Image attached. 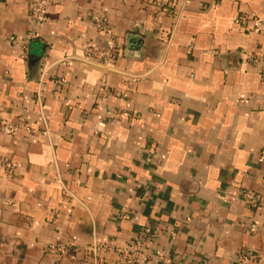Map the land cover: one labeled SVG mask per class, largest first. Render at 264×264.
<instances>
[{"label":"crops","instance_id":"obj_1","mask_svg":"<svg viewBox=\"0 0 264 264\" xmlns=\"http://www.w3.org/2000/svg\"><path fill=\"white\" fill-rule=\"evenodd\" d=\"M47 16L25 45L26 0H0V119L29 122L0 133V264H124L145 227L147 264H264V207L242 195L264 196V0H52ZM100 17L110 65L85 57Z\"/></svg>","mask_w":264,"mask_h":264},{"label":"built area","instance_id":"obj_2","mask_svg":"<svg viewBox=\"0 0 264 264\" xmlns=\"http://www.w3.org/2000/svg\"><path fill=\"white\" fill-rule=\"evenodd\" d=\"M28 5L29 17L32 22V28L29 30L28 34L23 38V42L26 45L28 42L41 37V27L44 25L48 19L47 10L50 7L52 0H26ZM176 0H173V3ZM163 11H168L169 7L167 5L161 8ZM253 20L254 29L258 30L263 21L252 15L240 13L234 18L235 23L243 25L248 28V21ZM96 24L101 31L107 36V40L104 45H88L85 48V57L88 59H97L99 62L110 65L117 57L119 51L121 50V44L119 38L115 34L114 27L108 22L104 17L96 19ZM11 41L16 43L18 38L12 36ZM29 128V122L27 119L21 115L18 117L16 122H8L5 119H0V133L15 134L20 128ZM4 165L6 166L7 173L12 174L14 171V165L11 161L6 160ZM243 198L248 203L252 209H257L264 207V196L253 189H246L243 191ZM251 231L257 229V224L254 222L249 226ZM173 236H176V232H171ZM156 238V232L151 227H145L142 229V235L135 238L134 242L127 246L122 247L118 250L120 259L124 264H147L150 259V248L153 245ZM54 250L55 248H51ZM77 250H85L79 247ZM103 248L101 246H93L87 249L88 252H100ZM258 256L257 252L253 249L244 250L240 253L239 258L241 260H251L256 259Z\"/></svg>","mask_w":264,"mask_h":264},{"label":"water","instance_id":"obj_3","mask_svg":"<svg viewBox=\"0 0 264 264\" xmlns=\"http://www.w3.org/2000/svg\"><path fill=\"white\" fill-rule=\"evenodd\" d=\"M144 44V38L142 36H139L135 33H129L127 35V50L130 52H136L139 51Z\"/></svg>","mask_w":264,"mask_h":264}]
</instances>
